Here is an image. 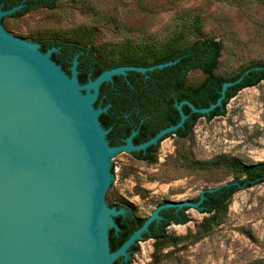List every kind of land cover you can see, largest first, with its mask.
Listing matches in <instances>:
<instances>
[{
	"label": "rangeland",
	"instance_id": "374dc122",
	"mask_svg": "<svg viewBox=\"0 0 264 264\" xmlns=\"http://www.w3.org/2000/svg\"><path fill=\"white\" fill-rule=\"evenodd\" d=\"M0 21L37 48L40 41H72L110 62L149 63L198 38H217L221 76L264 64V0H57L54 8ZM203 78L195 69L187 83ZM229 160L264 162V81L240 90L224 115L201 117L187 137L163 139L149 160L116 157L113 209L147 218L161 204L194 201L204 189L244 176ZM185 212L189 221L168 225L166 237L139 240L130 264H264V182L240 189L218 211Z\"/></svg>",
	"mask_w": 264,
	"mask_h": 264
},
{
	"label": "water",
	"instance_id": "95a60500",
	"mask_svg": "<svg viewBox=\"0 0 264 264\" xmlns=\"http://www.w3.org/2000/svg\"><path fill=\"white\" fill-rule=\"evenodd\" d=\"M21 5L0 9V19ZM52 47L40 48L13 37L0 21V264H111L119 256L130 257L129 247L143 239L161 209L200 207L198 201L168 202L157 207L115 251L109 247V229H119L113 212L110 170L116 157L146 150L184 125L188 104L192 111L209 113L221 106L229 86L208 107L189 100L176 103L180 120L135 144L133 131L124 144L110 145L95 107L100 85L128 70L146 72L174 61L148 67L117 66L82 84L77 57L71 76L57 64ZM248 70L244 72L247 73ZM88 89L84 94L79 87ZM92 89V91H91Z\"/></svg>",
	"mask_w": 264,
	"mask_h": 264
},
{
	"label": "trees",
	"instance_id": "16d2710c",
	"mask_svg": "<svg viewBox=\"0 0 264 264\" xmlns=\"http://www.w3.org/2000/svg\"><path fill=\"white\" fill-rule=\"evenodd\" d=\"M15 4L17 3L6 5L5 10L15 7ZM55 4L56 0H45L37 4L25 5L22 8L21 5L12 14L22 16L32 9L54 8ZM52 47H55L56 50L52 52L51 58L67 74H71L73 60L77 57L78 79L82 84L88 82L89 79H95L103 71L117 66L148 67L174 61L172 64L155 67L146 72L133 69L128 70L126 74H115L112 80L104 81L100 85L99 95L94 105L95 107H106V110L100 113L99 120L102 126L109 130L110 145L124 144L122 138L130 136L134 129H138V134L134 137L135 143L148 140L160 129L176 124L180 120L177 102L189 100L196 107H208L215 103L221 95L224 82L236 80L243 75L239 82L227 88L222 105L217 106L209 113L194 112L188 104L183 105L187 114L184 125L169 132L163 138L173 134L185 138L192 132L201 117L211 120L216 116L224 115L228 102L240 90L264 81V64L251 65L231 78H225L216 73L222 55V42L217 38H198L187 46L173 49L149 63L134 60L110 62L96 55L93 49L85 44L58 40L40 41V50L43 52ZM195 69L200 70L204 74V78L200 83L190 85L187 83V78L189 73ZM246 70L248 72L244 74ZM162 140L157 144L150 145L146 150L134 151L132 154L138 159L149 160ZM226 163L244 172V176L235 177L213 191L206 190L200 207H198L201 212L218 211L224 208L240 189L264 182V162L246 165L238 160H229ZM199 199L200 195L194 201ZM119 207L121 206L119 205ZM187 209L189 207L161 209L160 214L163 218L159 222L151 223L149 231L143 233L142 240L164 238L167 235L168 225L188 222L189 217L185 212ZM145 220L146 218L137 217L128 209L124 214L115 216V222L119 229L116 230L114 227L109 229L110 250L115 251L119 248ZM138 249L137 241L129 247L130 257L128 259L119 256L111 264H130L131 256Z\"/></svg>",
	"mask_w": 264,
	"mask_h": 264
},
{
	"label": "flooded vegetation",
	"instance_id": "af4514ba",
	"mask_svg": "<svg viewBox=\"0 0 264 264\" xmlns=\"http://www.w3.org/2000/svg\"><path fill=\"white\" fill-rule=\"evenodd\" d=\"M43 1H45V0H0V9H2V10H5L6 9V5H8V4H12V3H17V4H15L14 6H16V5H22L21 6V8L23 7V6H25V5H30V4H37V3H40V2H43ZM57 1V0H56ZM20 8V9H21ZM37 9H39V8H37ZM32 10H35V9H32ZM31 10V11H32ZM13 16H15L14 14H12ZM15 17H19V16H15ZM4 19V18H3ZM125 66V65H124ZM128 72V71H127ZM114 76V75H113ZM113 79V78H112ZM137 131V133L134 135V137L138 134V129H134L133 131ZM109 135V134H108ZM108 135H107V138H108V140H109V137H108ZM128 137V136H127ZM127 137H124V138H122L123 140H124V142H125V139L127 138ZM134 137H133V142L135 143V141H134ZM141 142H143V141H139V143H141ZM135 144H138V143H135ZM119 145V144H118ZM139 151H141V150H139ZM132 152H134V151H132ZM131 152V153H132ZM145 153V152H144Z\"/></svg>",
	"mask_w": 264,
	"mask_h": 264
}]
</instances>
